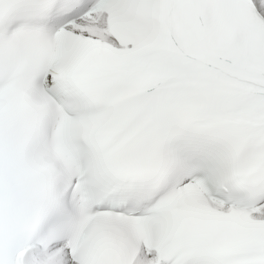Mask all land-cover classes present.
I'll list each match as a JSON object with an SVG mask.
<instances>
[{
    "label": "snow or ice",
    "instance_id": "1",
    "mask_svg": "<svg viewBox=\"0 0 264 264\" xmlns=\"http://www.w3.org/2000/svg\"><path fill=\"white\" fill-rule=\"evenodd\" d=\"M0 264H264V0H0Z\"/></svg>",
    "mask_w": 264,
    "mask_h": 264
}]
</instances>
